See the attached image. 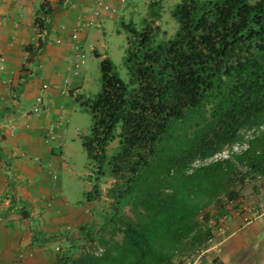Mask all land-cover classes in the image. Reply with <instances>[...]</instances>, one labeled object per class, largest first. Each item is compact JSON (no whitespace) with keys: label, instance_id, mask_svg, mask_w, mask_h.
Wrapping results in <instances>:
<instances>
[{"label":"trees","instance_id":"trees-1","mask_svg":"<svg viewBox=\"0 0 264 264\" xmlns=\"http://www.w3.org/2000/svg\"><path fill=\"white\" fill-rule=\"evenodd\" d=\"M49 10L40 4L39 31ZM170 15L177 28L163 40L148 21L139 30L127 23L126 80L105 57L99 91L76 98L90 114L81 143L96 163L86 200L98 195L105 169L113 178L106 188L115 204L109 220L113 228L122 225V245L104 248L102 257L117 264H174L173 253L209 235L198 227L209 213L198 223L199 210L220 194L233 200L234 181L264 180V0H180ZM115 138L117 149L107 156ZM243 141L246 148L225 159L192 166ZM123 204L130 216L119 213Z\"/></svg>","mask_w":264,"mask_h":264},{"label":"crops","instance_id":"crops-1","mask_svg":"<svg viewBox=\"0 0 264 264\" xmlns=\"http://www.w3.org/2000/svg\"><path fill=\"white\" fill-rule=\"evenodd\" d=\"M179 1L0 0V264H57L59 246L88 211L67 201L57 173L70 174L61 136L91 59H111L105 42L122 37L119 22L160 19ZM42 2L50 10L39 31ZM248 201L244 211H227L217 253L200 264H264V193Z\"/></svg>","mask_w":264,"mask_h":264},{"label":"rangeland","instance_id":"rangeland-1","mask_svg":"<svg viewBox=\"0 0 264 264\" xmlns=\"http://www.w3.org/2000/svg\"><path fill=\"white\" fill-rule=\"evenodd\" d=\"M147 17V16H146ZM145 17V18H146ZM150 22L152 25L157 26L159 28V32L157 33L156 40H163L171 38L174 34V31L177 28V24L174 21L173 17L170 15V11L168 8L163 9L161 12L160 19L150 18ZM145 19L140 18L137 22L133 25L136 29H141V27L145 24ZM131 22V21H130ZM130 22H119V26H121L123 33L121 38L117 40H110L109 42H105L107 47L104 52L111 56L109 59L118 74V76L126 80V71L123 66V55H124V44H125V25ZM152 25H150L152 27ZM138 27V28H137ZM92 54H89L87 57H91ZM86 60V56H85ZM98 62L99 59H91L89 70L86 73V81H85V88H83L80 93L82 94V99H91L93 98L96 93L99 91V77L100 72L98 69ZM86 65V64H85ZM81 97V95H77ZM88 97V98H84ZM77 103L79 101H76ZM75 109L70 112L68 121H67V131L61 136L62 144H63V154L66 162V168L69 170V175L66 172H58L57 175L61 183L63 184L62 188L67 187L71 195L67 197V201L72 204H82L83 209H87V215L83 216V222L81 221L80 226L74 230L71 235L70 239L66 244H62L59 246L58 249V260L57 264H79V261H87L97 259V264H117L112 260H105L102 255L104 248H112L115 245L118 246L119 244L122 245V225H114L112 227V223L109 220L110 216L113 212H115L114 206L112 204V199L106 196V188L112 182L113 178L109 175L107 169L104 171V175L100 176L96 184L98 185V195L93 196L92 202L86 206V195L83 192V186L88 184V189L92 184V175L94 173V168L96 163L88 162L84 149L81 145V136L88 133L91 120L90 114L87 109L80 105L79 103L75 105ZM264 129V125L262 126ZM245 134V138L249 136L250 131ZM245 141L241 143L235 144L232 148L239 152L244 147ZM117 149V138L110 141L105 149L106 155L109 156ZM226 147L222 148L225 150ZM105 167V166H104ZM107 168V167H105ZM188 170V169H187ZM78 185H73L77 184ZM228 190L235 192V197L231 203L225 198L224 194H220L219 196L215 197L210 203H208L203 209L199 210L196 215V221H202L201 215L205 212L209 213L207 216V221L198 227H206L209 232V237L212 235V240L217 243L223 236L224 233L217 232V228L220 226V220L225 215L227 217L229 210H234L237 212L239 209H243L240 205L242 204L243 207L249 206V195L256 192L258 194L260 191L264 193V180L262 177L258 175L253 176H245L241 181H234L230 183ZM244 197V198H243ZM220 201V202H219ZM68 203V204H69ZM223 208L224 212H219V207ZM224 206V207H223ZM81 207V208H82ZM246 208V207H245ZM243 209V211L245 210ZM118 211L120 214L130 216L128 207L123 204L118 206ZM242 216H248L249 214H242ZM242 219V218H241ZM249 219V218H248ZM247 220V217L245 219ZM85 222V223H84ZM67 226V225H66ZM69 228L70 227H66ZM79 227H82L81 229ZM118 228V229H117ZM206 238L203 242L199 245L192 246L190 248L183 249L182 251L177 250L173 253V263L174 264H184L185 259L191 256L195 250L203 247L202 245L205 244ZM126 246V245H124ZM218 245L208 250L204 255L210 256L211 253H217ZM115 250H111L114 252Z\"/></svg>","mask_w":264,"mask_h":264},{"label":"built area","instance_id":"built-area-1","mask_svg":"<svg viewBox=\"0 0 264 264\" xmlns=\"http://www.w3.org/2000/svg\"><path fill=\"white\" fill-rule=\"evenodd\" d=\"M72 38L76 37V34H74L72 32L71 34ZM34 112L37 111V108H34L33 110ZM223 230V218H221L220 220V226L217 228V232L222 233ZM218 245V242L215 243L212 240V235L205 241V245L197 250H195V252L189 256L188 258L185 259L184 264H200L201 263V259L203 257V255L210 249L215 248Z\"/></svg>","mask_w":264,"mask_h":264},{"label":"clouds","instance_id":"clouds-1","mask_svg":"<svg viewBox=\"0 0 264 264\" xmlns=\"http://www.w3.org/2000/svg\"><path fill=\"white\" fill-rule=\"evenodd\" d=\"M142 28V27H141ZM139 30V29H138ZM260 129H263V127H260ZM248 133V132H247ZM251 133V132H250ZM237 144V143H235ZM235 144H232L230 147H226L225 150H221L220 152H215L213 154H211L210 156L202 159V160H199V159H196L194 162H192V166H198V165H202V164H206L208 162H211V161H217V160H222V159H225L227 158L232 152H236V150H234L233 146H235ZM233 147V148H232ZM246 148V142H245V145L244 147H242V150ZM93 164V163H92ZM91 189V187H90ZM99 189V187H98ZM89 192V191H88ZM90 199V198H89ZM88 199V200H89ZM87 201V200H86ZM229 203L232 202V200L228 201ZM224 217L225 215H223V220H224ZM245 217H247V220H248V216H243V218L245 219ZM246 220V221H247ZM245 221V220H244ZM224 233V232H223ZM209 238V235L206 237V240ZM220 241V240H219ZM219 241H218V244H219ZM205 245V244H204ZM202 245V246H204ZM218 249V248H217ZM203 258V257H202Z\"/></svg>","mask_w":264,"mask_h":264}]
</instances>
